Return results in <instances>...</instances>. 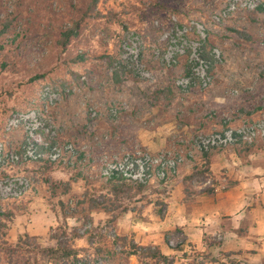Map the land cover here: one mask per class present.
<instances>
[{
  "label": "rangeland",
  "instance_id": "rangeland-1",
  "mask_svg": "<svg viewBox=\"0 0 264 264\" xmlns=\"http://www.w3.org/2000/svg\"><path fill=\"white\" fill-rule=\"evenodd\" d=\"M248 5L0 0V264L153 263L133 254L119 221L164 219L179 189L213 194L209 153L249 139L205 148L201 137L264 119V0ZM68 29L77 34L63 45ZM207 39L212 63L200 57ZM32 139L55 152L37 160ZM142 158L152 164L143 194L94 208L112 196L108 169ZM125 170L144 179L140 166ZM65 242L76 257L39 248ZM231 254L191 257L241 264Z\"/></svg>",
  "mask_w": 264,
  "mask_h": 264
},
{
  "label": "crops",
  "instance_id": "crops-1",
  "mask_svg": "<svg viewBox=\"0 0 264 264\" xmlns=\"http://www.w3.org/2000/svg\"><path fill=\"white\" fill-rule=\"evenodd\" d=\"M209 160L217 181L213 194L200 191L187 196L179 189L169 197L164 219L154 212L142 218L127 213L119 221V231L133 234L138 245L176 254L173 264H209L194 260L195 251L214 256L232 252L241 264H264V140L212 151ZM178 241L180 249L174 248Z\"/></svg>",
  "mask_w": 264,
  "mask_h": 264
},
{
  "label": "trees",
  "instance_id": "trees-1",
  "mask_svg": "<svg viewBox=\"0 0 264 264\" xmlns=\"http://www.w3.org/2000/svg\"><path fill=\"white\" fill-rule=\"evenodd\" d=\"M80 22L77 23V26ZM64 42L63 45H66L67 41L77 34L76 31L72 29L66 30L64 33ZM208 45V39L204 41V44L200 48V57L203 58L208 63H212L214 60V55L207 50ZM191 67L187 69V74H191ZM32 145L36 152V158L37 160H41L43 157L44 152H55L53 149L55 148V144L46 143L43 141H38L37 139H32L31 142L27 143V146ZM55 145V146H54ZM73 153L76 151H72ZM75 154V153H74ZM82 154L78 157H76L75 161H71L72 163H79L82 160ZM144 162V179H135L131 176H127L125 173V164L118 166V167H112L109 168V175H108V182L110 183V194L112 196L107 197V199L103 202H96L94 199L93 201V207L94 208H101L102 210H105L107 212H112L115 210V205H113V201L119 200L121 198L124 199H132L136 197L137 195L143 194L145 189L148 186V175L151 173L150 166L152 164L149 161H146L145 158H142ZM50 162V161H49ZM70 162V161H69ZM70 162V163H71ZM70 165V164H69ZM139 166H137L138 168ZM137 168L133 169L132 171H135ZM131 170V169H129ZM208 170V169H207ZM64 183L63 181H61ZM70 188V187H68ZM209 193H214L213 189L208 190ZM128 207H122V210L119 214H122L123 212L127 211ZM161 215V214H159ZM120 216V215H119ZM28 237V235H26ZM167 244H169L168 239L166 238ZM18 247H21V244H17L15 247H10V249H16ZM135 249L133 251V254H141V256H145L153 261V263L159 264H173L177 260V255L175 254H166L164 253L160 247L158 246H133ZM181 245H178L176 248L180 249ZM43 251H47L50 253V256H55L53 258H68L71 256L76 257L78 255V249L73 248L69 246V244L61 243L58 246H51V247H39Z\"/></svg>",
  "mask_w": 264,
  "mask_h": 264
},
{
  "label": "built area",
  "instance_id": "built-area-1",
  "mask_svg": "<svg viewBox=\"0 0 264 264\" xmlns=\"http://www.w3.org/2000/svg\"><path fill=\"white\" fill-rule=\"evenodd\" d=\"M236 2H240L243 0H235ZM262 0H249V9L255 8ZM247 4V3H246ZM233 7H236L233 5ZM245 136L249 139V143L255 142L259 137L264 139V119H259L257 121H253L249 123L248 127H240V128H228L225 131L217 133L215 135H209L207 137H201L200 143L205 148H210L212 146H227L232 143L236 137ZM148 161V160H146ZM127 169H131V171L137 166L141 167V170L144 173V162L141 160L138 163L134 162H126L125 163ZM139 172H142V171ZM141 175V173H139ZM127 174V173H126ZM141 178V177H140ZM137 179V177H135Z\"/></svg>",
  "mask_w": 264,
  "mask_h": 264
}]
</instances>
